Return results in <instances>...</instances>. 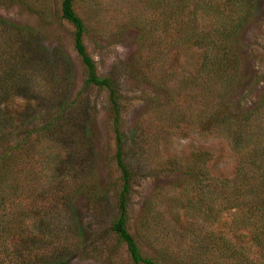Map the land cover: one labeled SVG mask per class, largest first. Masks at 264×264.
Listing matches in <instances>:
<instances>
[{"label": "trees", "instance_id": "trees-1", "mask_svg": "<svg viewBox=\"0 0 264 264\" xmlns=\"http://www.w3.org/2000/svg\"><path fill=\"white\" fill-rule=\"evenodd\" d=\"M52 1L53 15L71 28L72 49L83 69L81 85L72 97L66 89L70 59L63 49L52 52L44 46L38 32L25 25L16 27L0 18V40L7 53L12 51V61L8 63L4 59V66L0 64V75L3 76L0 81V141L12 139L8 140L0 159L9 153L19 154V159L16 156L5 158L0 166V264H68L69 255L78 250L83 238L73 234L75 224L69 218L66 223H57L52 215L55 207L66 205L77 195L84 196L93 210L102 211L107 204L113 208L109 230L116 246L124 248L126 264H162L163 261L255 264L256 260L244 255L247 249L237 246L241 239L234 229L244 231L251 245L259 250L257 264H264V119L258 123L255 118L258 110L264 116V94L249 110H230L226 102L214 104L202 98V106L209 108L203 109L204 115L199 116V126L214 131L229 124L227 135L236 156L232 179L210 176L204 169L201 155L192 157L191 162L181 168H174V162H165L163 172H178L182 182L176 188L183 189L175 194L169 192L160 205L162 209L147 201L138 221L130 224L133 174L126 163L122 95L110 76L96 72L95 63L83 42L87 29L76 11L75 0ZM138 1L140 8L132 10L138 13L137 18L132 22L128 19L123 25L130 30L129 23H132L138 30L137 39L151 44L157 52L156 62L167 49L178 44L200 46L201 64L193 78H184L172 86L175 95L183 94L185 101H190L194 97L193 83L202 86L204 93L208 81L213 80L216 86L225 89H234L242 82L236 40L238 32L253 17L256 0ZM201 20L208 23L206 29L198 28ZM9 28L15 33L11 43ZM91 91L103 93L114 141L111 161L118 178L112 203L106 202V194L97 182L73 176L78 170L77 153L69 146V143L72 145L68 139L69 131L73 129L75 115L82 111L80 105L87 104V93ZM76 105L70 112L69 108ZM65 111H69L67 115L71 119L64 117ZM32 122H35L34 126L28 128ZM35 134L32 141L31 136ZM65 134L68 140L65 141L67 147L62 146L65 156L56 153L37 162L49 170L48 180L23 185L21 178L26 176L23 173L27 168L24 158L29 156L31 159L34 151V147L29 146L30 141L39 144L41 137L53 142L51 136L56 145L64 142ZM47 192H53L49 211L43 207L38 209L34 201L32 204L29 201L30 197L36 202L44 200ZM227 210L233 213L228 228L231 237L202 231L194 221L202 219L211 223L219 213ZM29 220L32 222H27ZM159 244L163 249H159ZM171 247L178 248L177 252L181 253L172 255ZM149 249L155 257L148 256L146 250Z\"/></svg>", "mask_w": 264, "mask_h": 264}, {"label": "rangeland", "instance_id": "rangeland-1", "mask_svg": "<svg viewBox=\"0 0 264 264\" xmlns=\"http://www.w3.org/2000/svg\"><path fill=\"white\" fill-rule=\"evenodd\" d=\"M75 4L76 11L87 29L83 42L87 53L95 63L97 74L110 76L122 95L121 121L127 139L126 163L133 174L129 205L130 224L138 221L147 201L162 209L160 205L165 202L169 192L175 194V191L183 189L176 188L182 182L178 172H163L165 162H174V168H181L189 164L192 157L201 155L204 169L210 176L221 180L232 179L236 156L230 148L227 135L229 124L221 125L214 131L199 126L201 125L199 116L201 118L204 115L203 109L209 108L203 107L201 100L204 98L206 102L214 104L226 102L230 110L233 108L249 110L250 106L263 96L264 0H256L253 17L237 35L236 50L241 59L239 76L242 82L234 89L232 87L225 89L216 86L213 80L210 83L208 81L204 87L207 92L204 93L202 86H195L193 83L194 97L190 101L187 99L185 101L183 94L175 95V91L171 88L177 82L191 78L195 74L202 61L200 46L178 44L175 48L167 49L162 56L159 55L161 60L156 62L157 52L151 44L137 39L138 30L132 27V23H129L130 30L123 25L124 21L130 19L132 22L137 18L138 13L132 10L140 8L138 0H75ZM53 13L52 0H0L2 20L16 27L28 26L40 34L46 48L51 49L52 52L62 48L67 54L71 70L66 89L67 94L72 97L81 85L83 69L72 49L71 28L59 21ZM198 23V28L208 27V23L204 20ZM9 32H11L9 43H11L15 33L11 28ZM2 44L1 39L0 64L4 66L2 64L4 59L8 60V63L12 61V53H10L12 51L9 50L7 53V48ZM2 79L3 76L0 77V81ZM94 92L87 93V104L84 102L80 105L82 111L76 113L73 129L69 131L71 135L68 139L72 143V145L69 143V146L75 148L77 153L75 157L78 170L73 176H83L86 181L97 182L99 189L106 194L104 197L106 202L112 203L118 178L111 161L114 141L103 93ZM76 107L77 105L74 108L70 107L69 111ZM69 111H65L64 114L67 120L71 119L67 115ZM255 118L259 123L264 116L258 110ZM34 123H30L28 128H32ZM35 137L36 134L31 136L32 141ZM49 138L53 142L41 137L39 144L30 141L29 146H33L35 152H32L31 159L29 156L27 159L24 158L27 168L23 173L26 176L21 178L23 185L35 184L41 179L48 180L49 170L43 169L37 162H43L45 157L56 153L65 156L62 146L68 145L65 144L66 134L64 142L60 141L56 144L59 147L54 144L51 136ZM10 139L0 141V158ZM14 154L15 152L9 153L2 160L0 159V166L5 158L16 156L19 159V154ZM52 193L47 192L44 200L36 202L30 197L29 201L31 204L34 201V206H38V209L43 207L49 211L53 204ZM28 207L24 206L25 209ZM105 207L102 211L91 209L82 195H77L66 205L55 207L52 218L57 223H66L69 218L75 224L72 228L73 234L82 235L83 238L82 246L80 245L81 247L79 246L74 254L69 255L68 264H126L127 256L124 248L116 246L109 230L114 210L109 204ZM17 211L19 212V206ZM231 212L222 211L211 223L203 222L202 219L194 221L202 231L208 230L213 234L231 237L228 232L233 215ZM234 231L238 239H241L237 246L247 249L244 255L252 261L256 260L255 264H257L259 256L257 247L251 245L249 237L243 230L234 229ZM160 245L159 249H163ZM178 250L176 247L170 248L172 255H176ZM146 253L155 257V253L150 249L146 250ZM180 253L177 252L178 255ZM162 264L178 263L163 261Z\"/></svg>", "mask_w": 264, "mask_h": 264}]
</instances>
